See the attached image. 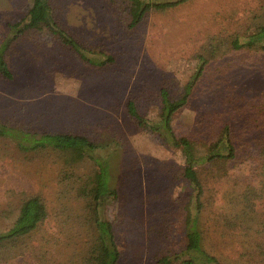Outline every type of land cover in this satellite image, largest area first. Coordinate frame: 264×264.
Listing matches in <instances>:
<instances>
[{"label":"rangeland","instance_id":"1","mask_svg":"<svg viewBox=\"0 0 264 264\" xmlns=\"http://www.w3.org/2000/svg\"><path fill=\"white\" fill-rule=\"evenodd\" d=\"M28 2L0 0V46L9 35L8 22L19 20ZM119 2L55 0L69 32L95 52L113 54L116 62L93 67L49 37L29 33L8 50L14 79L0 78V119L36 131L85 134L101 144L99 155L110 165L108 184L120 192L107 211L121 251L118 264H164L158 259L183 256L186 245L185 206L191 189L181 177L184 158L157 134L140 128L126 103L136 99L144 115L157 119L160 88L166 85L181 95L196 72L197 54L204 53L213 36L229 44L236 32L259 25L264 0H189L165 12H149L134 28L123 22ZM226 51L215 55L205 78L191 90V105L175 119L174 128L179 135L208 139L206 119L220 122L219 128L233 125L239 158L221 172L226 174L222 180L209 184L204 207L210 219L205 223L208 250L222 264H264L246 252L249 239L244 229L234 227L236 210L230 203L233 192L252 182L259 164L256 140L264 132H257L250 117L258 110L257 101H264V61L257 60L260 50ZM59 170L94 176L99 167L87 156L71 161L68 152H25L0 136V231L11 226L18 213L16 199L24 192H43L51 210L62 206L54 195ZM254 204L264 218V198ZM57 225L52 213L41 231L57 235ZM38 244L0 252V264H42ZM47 260L70 264L54 250Z\"/></svg>","mask_w":264,"mask_h":264},{"label":"trees","instance_id":"2","mask_svg":"<svg viewBox=\"0 0 264 264\" xmlns=\"http://www.w3.org/2000/svg\"><path fill=\"white\" fill-rule=\"evenodd\" d=\"M54 1L29 0L24 15L15 22H8L9 35L0 46V78L14 79L8 61V50L19 38L29 33L49 37L93 67L103 68L116 62L113 54H107L104 49L95 52L90 45H86L69 32L59 19ZM119 1L125 15L123 22L127 28H134L149 12H165L189 0ZM261 16L263 19L259 25L254 28L251 26L243 34L236 32L229 44L219 36H213L204 53L197 54L196 72L183 88L181 95H175L173 88L169 86H162L158 93L157 119L144 115L139 110L136 99L130 98L126 103L128 114L140 128L157 134L168 147L182 153L184 162L181 166V177L188 182L191 189L190 201L185 206L184 255H163L158 259L160 263L222 264L208 250V225L205 223L210 219L205 214L204 207L211 192L209 184L214 180H222L226 174L221 172L229 170L230 163L239 158L236 140L239 135L231 122L224 123L219 128L217 125L220 122L214 124L211 119H206V130L210 131L208 139L192 138L190 135H179L174 128V121L182 110L191 105V90L205 78L209 65L220 51L260 50L261 54L257 55V60L264 61V14ZM257 103L258 110L255 116L250 118L257 122V132L261 129L264 132V101L259 99ZM253 129L252 126L250 133H254ZM0 136L13 140L20 150L25 152H68L71 161L87 156L99 167L94 176L79 173L74 175L70 170H59L54 195L62 206L56 210H51L43 192H24L23 196L16 199L18 213L11 226L5 231H0V252L33 249L35 244L39 243L36 252L38 257L42 258V264L45 261L47 264V258L53 250L70 264H118L121 251L114 223L107 211L109 205L119 199L120 192L108 184L111 177L110 165L106 157L99 155L101 144L85 134L36 131L27 126H13L1 119ZM256 142L260 158L255 177L242 191L233 192L230 203L236 210L232 213L235 216L234 227L244 229L247 237L245 239H249V249L246 252L251 258L259 256L264 259V238L260 240L264 234V218L259 216L254 204L256 199L264 198V135ZM52 213L56 221H59L57 235L41 231L43 224L52 217ZM39 235L44 236L38 239ZM36 239L38 243H35Z\"/></svg>","mask_w":264,"mask_h":264}]
</instances>
